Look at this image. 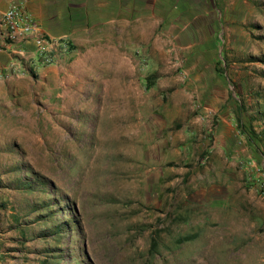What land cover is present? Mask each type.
<instances>
[{
  "label": "rangeland",
  "instance_id": "obj_1",
  "mask_svg": "<svg viewBox=\"0 0 264 264\" xmlns=\"http://www.w3.org/2000/svg\"><path fill=\"white\" fill-rule=\"evenodd\" d=\"M161 6L0 85V264H264V0Z\"/></svg>",
  "mask_w": 264,
  "mask_h": 264
},
{
  "label": "crops",
  "instance_id": "obj_2",
  "mask_svg": "<svg viewBox=\"0 0 264 264\" xmlns=\"http://www.w3.org/2000/svg\"><path fill=\"white\" fill-rule=\"evenodd\" d=\"M9 0H0V11L8 5ZM23 2L31 14L48 33L58 34L70 30V26L112 25L122 26L133 23L139 12L144 16L151 9H161V3L171 1L175 6L178 0H16ZM164 7V6H163ZM61 10V11H60ZM159 15V11L154 15ZM62 24V28L53 25ZM76 28L70 32H75ZM65 34V33H64ZM70 34V33H69ZM128 34V32H127ZM51 35V34H50ZM53 35V36H58ZM70 36V35H69ZM71 37V36H70ZM11 60V56L0 51V68ZM54 66V65H51ZM56 66V65H55ZM21 73L0 76V85L14 81Z\"/></svg>",
  "mask_w": 264,
  "mask_h": 264
},
{
  "label": "built area",
  "instance_id": "obj_3",
  "mask_svg": "<svg viewBox=\"0 0 264 264\" xmlns=\"http://www.w3.org/2000/svg\"><path fill=\"white\" fill-rule=\"evenodd\" d=\"M74 49L68 35L48 34L23 3L9 2L0 11V51L11 56L0 76L37 74L41 68L68 61Z\"/></svg>",
  "mask_w": 264,
  "mask_h": 264
},
{
  "label": "trees",
  "instance_id": "obj_4",
  "mask_svg": "<svg viewBox=\"0 0 264 264\" xmlns=\"http://www.w3.org/2000/svg\"><path fill=\"white\" fill-rule=\"evenodd\" d=\"M28 180V179H27ZM33 182H31V181H21L20 183H18V185L16 186L17 188H19V189H27V190H31L32 188H33V185L34 184H32ZM43 182H39V184L41 185ZM39 217H41L40 215H39ZM58 228H59V226H57ZM57 232V231H56ZM56 232H51L50 231V229H48L47 231L45 230V231H43L42 232V236H45V235H50V234H52V233H56ZM184 240H186V239H189V237H185V238H183ZM182 239V240H183Z\"/></svg>",
  "mask_w": 264,
  "mask_h": 264
}]
</instances>
